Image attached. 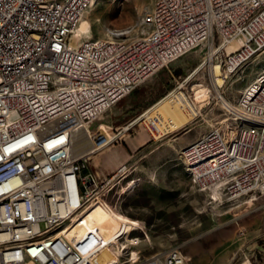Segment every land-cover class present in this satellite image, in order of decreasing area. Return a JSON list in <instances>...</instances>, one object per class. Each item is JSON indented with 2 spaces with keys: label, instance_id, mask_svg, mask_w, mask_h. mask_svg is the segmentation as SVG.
<instances>
[{
  "label": "built area",
  "instance_id": "2783aa9c",
  "mask_svg": "<svg viewBox=\"0 0 264 264\" xmlns=\"http://www.w3.org/2000/svg\"><path fill=\"white\" fill-rule=\"evenodd\" d=\"M95 2L0 0V264H94L96 236L77 241L68 228L78 232L92 203L130 169L104 179L85 172L100 148L94 121L194 50L241 63L264 48V0H152L126 26L71 46ZM225 106V123L182 154L191 186L211 204L233 206L264 195V71ZM174 119L153 107L137 120L155 138L176 132ZM121 237L118 264H187L179 248L142 257L140 226Z\"/></svg>",
  "mask_w": 264,
  "mask_h": 264
},
{
  "label": "rangeland",
  "instance_id": "374dc122",
  "mask_svg": "<svg viewBox=\"0 0 264 264\" xmlns=\"http://www.w3.org/2000/svg\"><path fill=\"white\" fill-rule=\"evenodd\" d=\"M151 4L152 0H97L79 23L90 26V32L81 40L99 39L109 29L126 26ZM232 44L235 42L228 46ZM210 59L214 65L220 64L227 76L221 87L213 82L212 67L208 63ZM261 71H264V48L233 68H230L223 52L205 56L203 49L194 50L149 77L94 121L91 130L96 145L101 146L107 138L117 135L121 128L139 119L151 108L160 107L170 111L177 120L175 128H180L176 132L153 138L141 124L142 118L132 126V132L123 131L107 146L119 144L131 153L132 134L141 129L152 138V142L175 145L183 150L210 128L225 123V104L233 105L243 89ZM196 83H204L208 87L211 99L197 114L184 115L173 99L182 93L193 95ZM218 93L222 99L217 97ZM144 153H137L138 164L134 172L128 171L127 176L105 196L109 205H117L131 218L136 213L146 216L150 229L147 234L149 239L141 244L142 257L170 248H179L186 253L193 245L208 249L215 243L222 244L223 248L237 243L241 249L232 264H264V195L244 197L233 206L211 204L204 193L191 187L183 161L178 165L158 164L143 159ZM131 162H126V165ZM131 179L139 180L133 183L137 185L132 189L128 187ZM145 180L153 181V186L146 185ZM158 182L166 185L154 186ZM230 231H234L235 235L228 234Z\"/></svg>",
  "mask_w": 264,
  "mask_h": 264
},
{
  "label": "bare ground",
  "instance_id": "6f19581e",
  "mask_svg": "<svg viewBox=\"0 0 264 264\" xmlns=\"http://www.w3.org/2000/svg\"><path fill=\"white\" fill-rule=\"evenodd\" d=\"M89 32L90 26L88 24L84 22L80 25L78 24L71 38V46H76L81 41V37ZM240 43L241 41H237L235 44L228 46L227 52H235V50L240 46ZM238 62L239 61L236 58L232 59L230 62V68H233L236 64H238ZM208 63L212 67L214 84L217 87L223 86L227 76L222 72L220 64H211V59ZM192 94L193 95L190 96H185L183 93L178 94L173 99L177 106L183 111L184 115L187 113L190 115L197 114L199 109L209 103V100L211 99V93L204 83L194 84ZM218 94L217 97L222 99V95L220 96L219 94L218 96ZM175 121L177 122V120ZM110 142L111 141H109V143ZM124 165L126 164H122L121 166ZM135 225L136 223L133 222L131 218L117 211V209L109 205L105 200L98 199L96 202L92 203V205L84 213L80 222V230L72 233L68 228L67 232L70 237H75L77 241H81L86 234H94L96 236L98 239L96 250L91 253V259L94 264H118L119 262L117 263L116 257L117 254L114 249L117 250L120 247L121 236L124 233L131 231Z\"/></svg>",
  "mask_w": 264,
  "mask_h": 264
},
{
  "label": "crops",
  "instance_id": "0c3cea01",
  "mask_svg": "<svg viewBox=\"0 0 264 264\" xmlns=\"http://www.w3.org/2000/svg\"><path fill=\"white\" fill-rule=\"evenodd\" d=\"M133 133L134 134H132V138L130 140L131 153L126 152V149L119 144L113 146H107L109 145V141L113 140L111 137H109L103 142V144L100 147L101 149L99 148L98 151L92 156L89 162V167L85 172H91L97 178L104 179L114 174L122 164H127L126 162L132 161L131 163L128 164V167L130 168L129 171L130 172L132 171L133 173L138 164L136 155L140 151L142 152L145 151L143 155V159H146L148 161L149 160L156 161V163L158 164L171 163L177 165L179 164L180 161H183V164L186 165L182 154V150H180L178 146L168 145L163 142L161 143L152 142V138L148 134L146 135L144 132H142L141 129L138 131H134ZM136 181L139 180H132V187L137 185V184H133ZM145 181H146L145 182L146 185L153 186V181H147V180ZM163 185L166 184L162 182H158L154 184V186H163ZM117 211L121 212L118 209ZM121 213L124 214L123 212ZM145 217L146 216L144 215V213L141 214L136 213V215L135 214L132 215V218L131 217L129 218H131L132 221L136 223L135 226H140L146 232V234H148L150 225L146 223ZM228 234L234 236L235 232L230 231ZM147 239H149L148 235H147ZM240 247L241 246H239V244L235 243L230 248L228 247L223 248L222 244L215 243L210 245L208 249L199 248L197 245H193L190 248V250H187L186 253H183L182 251L181 252L187 264H232V262L236 259V256L238 255L241 249ZM116 257L118 263L119 257L117 255ZM245 262H249V261H245ZM249 264L251 263L249 262Z\"/></svg>",
  "mask_w": 264,
  "mask_h": 264
}]
</instances>
